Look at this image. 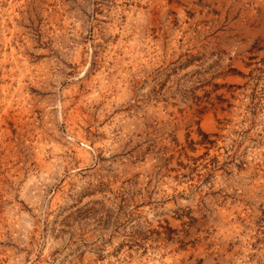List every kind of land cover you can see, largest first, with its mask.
Instances as JSON below:
<instances>
[{"label":"rangeland","instance_id":"rangeland-1","mask_svg":"<svg viewBox=\"0 0 264 264\" xmlns=\"http://www.w3.org/2000/svg\"><path fill=\"white\" fill-rule=\"evenodd\" d=\"M0 264H264V0H0Z\"/></svg>","mask_w":264,"mask_h":264}]
</instances>
